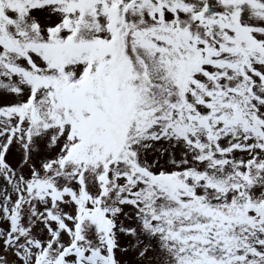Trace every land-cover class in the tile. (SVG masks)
<instances>
[{"label": "snow or ice", "instance_id": "1", "mask_svg": "<svg viewBox=\"0 0 264 264\" xmlns=\"http://www.w3.org/2000/svg\"><path fill=\"white\" fill-rule=\"evenodd\" d=\"M0 264H264V0H0Z\"/></svg>", "mask_w": 264, "mask_h": 264}]
</instances>
